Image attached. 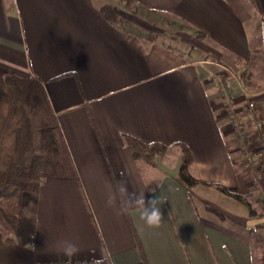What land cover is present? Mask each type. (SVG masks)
<instances>
[{
    "label": "crops",
    "instance_id": "0c3cea01",
    "mask_svg": "<svg viewBox=\"0 0 264 264\" xmlns=\"http://www.w3.org/2000/svg\"><path fill=\"white\" fill-rule=\"evenodd\" d=\"M127 4L186 27L164 23L154 38L138 37L130 26L150 27ZM72 67L80 74L70 76ZM9 73L43 85L74 171L23 193L15 231L0 238V264H93L102 252L111 264H261L250 234L264 238V165L255 183L237 163L227 107L244 125L264 122V0H0V134ZM125 135L173 145L150 165ZM176 143L190 149L189 172L205 183L178 182ZM122 179L129 193L159 197V228L107 204ZM216 190L242 207L213 203ZM62 239L78 254L63 255Z\"/></svg>",
    "mask_w": 264,
    "mask_h": 264
},
{
    "label": "trees",
    "instance_id": "16d2710c",
    "mask_svg": "<svg viewBox=\"0 0 264 264\" xmlns=\"http://www.w3.org/2000/svg\"><path fill=\"white\" fill-rule=\"evenodd\" d=\"M115 16L112 8L108 7ZM152 17L169 24L174 30L186 27L183 22L175 21L156 11L145 10ZM133 32L145 39L156 35L132 25ZM198 35H203L198 32ZM6 84L11 88L12 98L6 120L0 134V238L13 233L22 208V196L26 191L37 193L42 180L49 176H69L73 173V163L66 142L51 109L43 85L33 77L6 74ZM244 141L248 148L260 152L264 146V122L254 126L251 121L243 125ZM127 147L133 155L150 165H155V157L163 155L173 144L143 142L131 136H124ZM180 149L181 161L177 170V180L186 187L205 183L189 172L192 153L183 143H176ZM264 165V155L259 156ZM239 165L251 170L253 165L242 159ZM221 191L239 199L238 193L228 191L214 184ZM264 264V254L261 257Z\"/></svg>",
    "mask_w": 264,
    "mask_h": 264
},
{
    "label": "clouds",
    "instance_id": "9594fccd",
    "mask_svg": "<svg viewBox=\"0 0 264 264\" xmlns=\"http://www.w3.org/2000/svg\"><path fill=\"white\" fill-rule=\"evenodd\" d=\"M70 76L79 75L80 72L75 68L67 69ZM156 182L152 181L151 183ZM157 186L160 184L157 182ZM155 192V189H152ZM119 203V213H127L130 209H135L139 212V218L143 221L144 225L148 228H159L161 226L163 217L161 212V201L159 197L146 200L145 192H128V183L126 180L118 181L114 190H110L108 193L107 204L115 207ZM57 247L63 255L67 257H73L78 254V246L71 240L62 239L57 241ZM33 248H35L33 246ZM93 264H111L110 253L102 252L101 258L95 259Z\"/></svg>",
    "mask_w": 264,
    "mask_h": 264
},
{
    "label": "rangeland",
    "instance_id": "374dc122",
    "mask_svg": "<svg viewBox=\"0 0 264 264\" xmlns=\"http://www.w3.org/2000/svg\"><path fill=\"white\" fill-rule=\"evenodd\" d=\"M134 8H135L134 5L127 4L126 9L130 10V11H132L134 13L133 15H135V17L137 19L136 21L140 22L144 26L150 27V29H148V28L145 29V28L142 27L143 29H145V30H147L150 33L155 34V35H157L156 32L161 33V30H165V28L168 29V27L164 26L163 22H161V21H160L161 23L159 21L156 22V21H154L156 19H154V18L152 19V17H146V16H144V14L142 12H140L139 10L134 9ZM139 27H141V26H139ZM151 27H152V29H151ZM155 29H157V30H155ZM172 31H175V30L172 28ZM183 49L185 50V47H183ZM184 56L187 57V54H184ZM232 79H233V77H232ZM234 138L236 139V141L238 140V137L236 136V134H235ZM237 146L239 147V142L238 141H237ZM237 156L240 157V160L243 159L242 152L239 151V155H237ZM238 160H239V158H238ZM260 168H263V165L262 166L261 165L260 166H256L257 170H260ZM259 177L260 176H259V173H258V177L255 180V178L252 177V172L249 170V177H248L249 180H251L252 182L258 183L259 182ZM215 194H216V197L214 198L213 203L220 204V205L223 206V208L227 207V208L231 209V208L235 207L236 209H238V207L241 206L239 204L238 200H235V199L230 198V197H226L223 193H221V192H219L217 190L215 191ZM198 208L201 210L202 206L198 204ZM261 229L264 231V222L261 225ZM250 235H251V237H253L254 245L256 246L257 249L262 251V255H263L264 254V238H262L255 231H252V233Z\"/></svg>",
    "mask_w": 264,
    "mask_h": 264
},
{
    "label": "built area",
    "instance_id": "2783aa9c",
    "mask_svg": "<svg viewBox=\"0 0 264 264\" xmlns=\"http://www.w3.org/2000/svg\"><path fill=\"white\" fill-rule=\"evenodd\" d=\"M240 88L243 92H246L243 90V87H240ZM253 105H254L253 102L249 101L247 104H245V108L246 109L252 108ZM227 117L232 126L233 133L236 134V136L238 137V140H237L239 142L238 148L240 152H242L243 159L246 160L251 165H253L251 172H252V177L255 178L256 180L258 177L259 170L256 169L257 165H255L256 163L254 160L259 155V152L257 151V149L247 147V144L244 141V135H243V129H242L244 123H242V121L238 119V116L235 113V110L233 109L232 106L227 107ZM263 149H264V146H263Z\"/></svg>",
    "mask_w": 264,
    "mask_h": 264
}]
</instances>
